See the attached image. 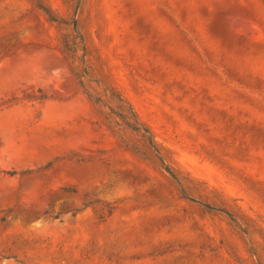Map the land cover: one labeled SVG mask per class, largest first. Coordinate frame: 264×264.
<instances>
[{
    "label": "rangeland",
    "instance_id": "374dc122",
    "mask_svg": "<svg viewBox=\"0 0 264 264\" xmlns=\"http://www.w3.org/2000/svg\"><path fill=\"white\" fill-rule=\"evenodd\" d=\"M0 264H264V0H0Z\"/></svg>",
    "mask_w": 264,
    "mask_h": 264
},
{
    "label": "trees",
    "instance_id": "16d2710c",
    "mask_svg": "<svg viewBox=\"0 0 264 264\" xmlns=\"http://www.w3.org/2000/svg\"><path fill=\"white\" fill-rule=\"evenodd\" d=\"M46 15L50 21L56 22V19L52 17L46 10ZM64 23V22H60ZM65 24V23H64ZM69 48V46H68ZM88 67L82 61V68L78 72V80L81 89L89 96V98L98 106L107 110V114L104 116L105 125L108 129L116 128L117 130H124L135 137L139 138L142 142V148H139L137 145H129L125 144L124 146L134 151L136 154H144L148 153L152 155L155 159L157 167L164 172L170 179L176 184L178 187V192L182 199L188 200L190 202L197 203L200 205L205 211L207 212H222L226 214L228 219L237 226V223L233 217L220 210L212 207L207 203L199 202L191 197L188 196L185 188L181 183V179L178 175L169 167L165 156L159 149L156 144L155 138L146 126L142 124V122L137 117L136 113L134 112L133 108L130 106L128 102H126L122 97L117 95L116 93L110 92L109 95L105 97V100L102 98L101 95H94L88 91V84L85 82V79L88 77ZM108 92V91H107ZM105 96V95H104Z\"/></svg>",
    "mask_w": 264,
    "mask_h": 264
}]
</instances>
